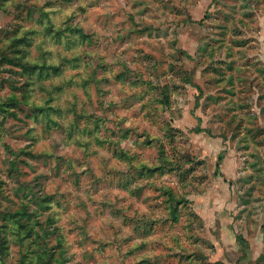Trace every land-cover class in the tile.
<instances>
[{
  "label": "clouds",
  "instance_id": "clouds-1",
  "mask_svg": "<svg viewBox=\"0 0 264 264\" xmlns=\"http://www.w3.org/2000/svg\"><path fill=\"white\" fill-rule=\"evenodd\" d=\"M0 264H264V0H0Z\"/></svg>",
  "mask_w": 264,
  "mask_h": 264
}]
</instances>
